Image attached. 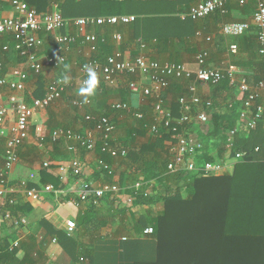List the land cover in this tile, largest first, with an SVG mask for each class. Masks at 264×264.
Wrapping results in <instances>:
<instances>
[{
  "label": "crops",
  "instance_id": "crops-1",
  "mask_svg": "<svg viewBox=\"0 0 264 264\" xmlns=\"http://www.w3.org/2000/svg\"><path fill=\"white\" fill-rule=\"evenodd\" d=\"M12 1L0 0V19L15 16ZM185 1L184 5L175 7L176 14L146 16L145 19L151 21L146 25L144 22L137 23L135 21L128 26H101L86 29L85 33L95 34L101 43L92 58L96 59L94 56L98 55L106 62L108 57L121 49L126 59L131 60L139 54L145 53L151 60L158 61L163 66L167 64L184 66L191 74H196L203 68L220 71L225 75L224 80H227L229 85L220 86L223 81L218 84L220 87L218 85H204L191 78L186 82L185 92L177 86L171 89L173 92L169 93L170 90H166V93L164 92L167 96L166 101L170 102L172 99L177 101L182 93L184 95L180 97H186L191 101L194 95L189 91V88L197 86V95L204 102L211 101L214 106L209 113L211 123H213V118L221 117L220 120L216 121L217 131H222L224 124L227 123L229 126L230 123L234 122L233 109L237 110L240 118L231 132L249 134L250 131H256L257 128L249 130L246 126V121L251 116L250 112L243 106V95L239 89L240 81L246 80L250 87L260 95L256 104L264 107V91H258V84H254V79L262 73H260L259 65L262 60L255 33L251 31L240 37H225L222 34V28L227 23L251 22L257 8L256 0H250L244 8L239 7L235 1H231V10L226 16L223 15V18H220L217 15H212L198 21V29L189 38L185 33L176 31V21L172 22L167 20L168 18L161 19L172 17L183 20L182 15L205 0ZM168 9L170 10V8ZM136 20H138L137 17ZM81 34V31L74 27H69L62 32V35L65 36L77 37L76 44L64 52L59 51L53 35L43 36V44L36 51L39 58L46 60L48 57L57 58L59 54H63L66 57V63L60 68H46L42 72L44 74L41 79L31 73L26 59L19 57L14 52L15 41H12V35L0 36V58L3 56L2 47L9 46L8 40L14 45L10 46L11 53L6 54L5 58L3 57L2 77H6L9 81L14 80L15 77L12 76V72L15 70H22L29 74L23 92L14 91L8 87H0V91H4L3 93L0 92V104L4 103L3 105L9 106L10 99L16 97L18 101L32 105L35 100L43 99L46 96L48 87L55 81L65 77L68 79V86L62 97L53 102L46 110L38 112L31 120L29 138L19 148V161L9 175H6V151L8 142L13 137L11 130L16 123V114L11 111L5 123L0 126V190L5 192V195L0 197V238L9 234L11 236V249L20 248L24 244L34 253L36 264H134L136 260L137 264H149L155 257V242L146 234L138 236L135 235L134 231L131 234L124 233L127 232L125 226L129 227L128 224L134 222L133 213L140 212L141 208L134 209L132 214L129 212L127 218L123 216L119 217L120 219L111 220L107 216L110 212L118 213L120 210L123 211L132 207L138 194L136 195L132 190H126L127 181L123 184L125 186H122L121 177L114 173V169H112L113 174L111 175L113 176L112 183L108 182L106 174L99 165L100 160H98L99 148L102 153V134L95 131V123L86 121V116L93 115L96 118H102L107 114L111 116L114 114L112 118L116 125L114 140L118 142L129 135L130 129L135 123L134 118H131L134 111L137 114L141 112V114L146 113L151 114L153 118L156 117L154 111L156 99L155 101H148L142 93H133L129 87L132 82L147 86L149 80L128 75L118 78L110 84L97 74L98 87L95 94L90 97L80 95L79 89L83 87L82 84L87 79V75L82 74L81 68L88 63L90 57L89 47L84 44ZM118 34L123 38L121 45L114 40L115 35ZM180 36L185 37L181 38ZM145 37L148 38L146 40L149 42L143 50L140 49V42L145 40ZM183 38L185 41L182 42L180 39ZM232 45L238 47L237 54L231 53ZM53 54L54 56H52ZM201 56L205 58L204 65H200L198 62V58ZM67 62L70 64L66 65ZM230 66H235L238 69L235 76L237 81L234 85L227 77ZM4 93L9 96L5 98ZM134 94L138 96L137 99ZM85 99L92 101L90 107L79 109L74 105L76 101L83 102ZM120 103L128 104L131 111L120 114L113 113L111 110L113 106ZM196 113L197 109L192 114L195 115ZM261 121H263L264 127V114ZM39 131L45 140L43 144L37 137ZM208 131H210V127ZM228 131L230 129L226 132ZM56 132H71L75 138L69 139L66 136H61L57 141H54ZM231 132L229 140L232 141L236 134L231 137ZM90 133L95 139V149L92 151L78 141L79 136L86 138ZM256 133L259 132L256 131ZM229 140L227 148H229ZM215 141L218 143L220 140L215 139ZM260 151L259 148L256 149L257 153ZM216 153L217 151H214L212 154L215 155ZM243 154L246 157L248 153L243 152ZM112 159L114 161L120 160ZM217 163L222 167V172L217 177L229 176L234 179L237 185H241L234 195L235 201L241 202L243 207L251 206L255 199L257 205L262 206L261 210L264 214V152L246 160L245 158L240 160L228 158L227 152L226 158L218 160ZM46 164L49 165L48 168L45 166ZM255 166L256 170L254 169ZM61 167L69 168V176L65 182L61 180ZM79 169L82 170L81 173H77ZM47 177L58 180L59 187L56 188L48 180L46 182L45 178ZM105 184L117 185L123 189L118 196H111L114 203L103 200H91L87 203L76 201L80 186L100 187ZM49 185L55 188L54 193L44 194L41 200H36L28 195L31 190L43 191ZM140 194L152 195L145 189ZM91 202H93V206H91ZM27 204L31 207L24 208L17 216L13 215L9 209L7 210V207L13 206L15 209H19ZM92 207L98 212L100 211L101 215H94ZM161 209L160 205H156L153 211L156 213ZM248 215L252 216V214ZM255 220L249 218L245 222L249 226L256 227L253 224ZM68 221H74L77 225L73 233L67 231ZM132 227L130 226V228ZM52 232L64 233L68 236L66 238L72 239V242L71 240L69 242L64 241L65 244H61L60 241H57L59 238L55 239L56 236H53ZM132 235L136 239H141L137 251L130 248L129 240ZM71 245L75 246L71 247ZM24 255L25 251H21L18 256L22 258Z\"/></svg>",
  "mask_w": 264,
  "mask_h": 264
},
{
  "label": "trees",
  "instance_id": "trees-1",
  "mask_svg": "<svg viewBox=\"0 0 264 264\" xmlns=\"http://www.w3.org/2000/svg\"><path fill=\"white\" fill-rule=\"evenodd\" d=\"M27 3L39 14H50L53 12L54 6L58 5L64 18L68 20L133 15L138 18L136 20L137 23L144 22L146 25V23L151 22L145 19L146 16L176 14L177 6L184 5L186 1L27 0ZM227 10L229 13L231 10L230 4ZM215 15L220 18L223 16L220 12L213 16ZM161 19L176 21L177 27L174 25L176 31L185 33L187 38L191 37L193 32L198 29V22L190 19L181 20L179 18L181 21L172 17H163ZM146 39L148 38L145 37V40L140 42V49L142 45L148 46L147 42L149 41ZM180 40L182 42L185 41L184 38ZM8 42L9 46H14L10 40ZM98 43L99 47L101 43L100 41ZM2 49L1 53L3 56H1L0 61L4 62L6 54L3 53ZM94 57L103 63L105 62L98 55ZM69 64L67 62L66 65ZM259 65L260 73H262L254 79V84H258L264 78V63L260 61ZM31 73L40 79L44 74H35L32 71ZM186 82L177 78L172 79L167 91L170 90V93L171 89L177 86L185 92ZM224 85H229L227 80H223L220 84V86ZM165 93L163 94L165 108L172 113L175 119H180L182 108L179 102L182 98L180 96L184 95V93L179 95L177 101L172 99L170 102L166 101L167 96ZM145 98L148 101H155L153 97ZM111 110L116 114L126 112ZM203 110L208 113L211 112V109H207L204 105L197 108V112ZM236 111V109L232 110L235 117L234 122L230 123L229 126L227 123L224 124L222 131L216 130V121L221 118L219 117L217 119L213 118V123L210 122L208 125L210 131H206V128L201 125L191 124L183 127L174 123L168 130L160 128L158 133L151 131L157 124L156 119L151 114L144 113L142 114V119H137L135 116L137 113L132 111L131 118H134L135 123L130 129L129 135L124 140L113 142L114 146L127 149L128 156L114 161L109 155L101 153L100 148L98 149V160H104L115 170L114 173L120 175L122 186H125L123 184L129 179L136 178L146 182L143 184L154 181L161 186L162 193L157 192L148 196L138 194L132 207L123 211L120 210L118 213L110 212L107 215L109 219L113 220L116 218L120 219L119 217L123 216L127 218L129 216L128 213L132 214L134 209L141 208L143 210L142 212L139 210L140 212L133 213L134 222L128 224L129 227L124 225L127 230L124 233L131 234L134 231L135 235L140 236L144 235L148 228L154 230V233L148 235V237L155 242L156 253L154 260L149 264H264V214L261 210L262 206L257 205V200L254 199L251 206L242 207V203L235 201L236 198H234L237 188L241 185H237L234 179L229 176L204 177L201 176L202 172H168L172 155L169 153L167 144L171 141H177L176 137L182 134L195 137L203 144L202 153L196 159L200 167L225 159L227 152L228 158H236L240 152H246L249 157H247V154L244 157L245 160L262 154L264 152L263 121H260L257 127L256 131L259 133H256V131H254L255 133L250 131L249 134L238 133L233 137L232 149L231 147L227 148L230 132L236 127L240 118L239 113ZM113 116L107 114L104 117L112 119ZM228 129L230 131L226 132ZM215 139L220 141L217 143ZM257 148L261 150L258 153L256 152ZM214 151H217L215 155L212 154ZM254 169L256 170V166ZM102 171L106 174L108 182L112 183L113 176L108 171L103 170V168ZM47 180L54 184L56 188L60 185L59 181L52 177L49 179L48 177L45 178L46 182ZM102 200L114 203L111 196ZM91 204L93 206V202ZM156 205H160L162 209L155 213L153 208ZM21 207L15 209L11 206L7 207V210L9 209L13 215L17 216L24 208L27 209L31 206L27 204ZM92 208L94 215H101L100 211L98 212L94 207ZM248 214H252V216L250 217ZM249 218L256 219L255 223H253L256 227L247 225L245 221ZM130 226L133 227L130 228ZM239 230L241 231L239 232ZM52 233L53 236H56L55 239L59 238L57 241H60L61 244H65L64 241L69 242L71 240L72 242V239L66 238L68 236L64 233ZM133 235L129 240L130 248L137 251L141 239H136ZM10 237L9 234H6V236L0 238V264H36L34 253L24 244L20 248L11 249ZM21 251H25V255L22 258L18 256ZM134 264H137V260Z\"/></svg>",
  "mask_w": 264,
  "mask_h": 264
},
{
  "label": "built area",
  "instance_id": "built-area-1",
  "mask_svg": "<svg viewBox=\"0 0 264 264\" xmlns=\"http://www.w3.org/2000/svg\"><path fill=\"white\" fill-rule=\"evenodd\" d=\"M114 2H124L127 0H113ZM144 1V0H143ZM231 1H235L239 7L244 8L248 5L250 0H205L197 6L190 9V11L182 15V19H190L194 22L206 19L216 13L225 15L228 13V6ZM257 8L253 15L251 22H237L227 23L222 28V34L225 37H240L253 31L259 46V55L264 63V0H256ZM12 8L15 11V16L11 18L0 19V36L12 35L15 46L14 52L19 57L26 59L29 69L35 74L42 73L46 68H60L66 63V57L59 54L57 58L48 57L46 60H41L37 55V49L43 44V36L53 35L55 37L58 49L61 52L68 51L70 46L77 42V37L73 35H62L63 30L69 27H74L81 31V38L84 44L89 47V61L85 65L94 67L98 75H100L106 83H114L115 80L124 76H133L147 78L149 84L142 86L141 83L132 82L130 90L133 93H142L145 97H153L156 99L154 111L156 114L157 124L151 129L152 132L158 133L160 128L165 130L170 129L174 123L186 127L187 125L196 124L201 125L209 130L211 122L210 114L205 110L195 113V109L199 107H206L212 109L213 104L211 101L204 102L197 95V86H192L189 91L194 95L193 99L189 101L186 97L180 99L182 108V116L180 119H175L170 111L164 106L163 94L169 88L172 79H181L189 81L194 78L196 82L204 85H218L220 84L225 75L220 71H213L211 69H200L193 77L189 70L184 66L167 64L163 66L158 61H153L145 53L139 54L134 59H126L123 51L118 49L112 56L108 57L105 63L93 59L92 55L97 52L99 38L95 34L85 33L88 28H95L101 26H128L136 21L133 16H109V17H88L78 18L76 20L65 19L58 5L54 6L53 12L50 14H39L32 8L27 0H13ZM114 40L121 45L123 38L121 35H115ZM210 40V39H209ZM141 48L144 50L145 46ZM231 53L237 54L238 47L231 46ZM3 53L9 54L12 49L10 46L3 47ZM200 65H204L205 58L201 56L198 58ZM85 65L81 68L82 74L87 75ZM4 70V63L0 61V87H8L11 90L23 92L25 90V82L29 74L25 71L15 70L12 72L14 80L9 81L6 77H2ZM237 67L230 66L227 71V77L231 84L236 83ZM85 81V80H84ZM68 83L64 79H58L48 87V92L43 99H37L32 105L18 101L16 97L10 99V105L0 104V126H2L9 113L13 111L16 114V123L11 130L13 134L12 139L8 142L6 151V171L9 175L12 169L19 161L18 151L19 148L28 140L29 131L31 127V120L40 111L46 110L53 102L60 99L66 91ZM84 86V82L82 84ZM240 91L243 95V106L250 112V118L246 121V126L249 130L257 128L264 114V107L256 104L260 95L255 92L249 83L242 79L240 81ZM258 91H264V78L257 85ZM91 102L76 101L74 105L79 109H84L91 106ZM113 109L116 111L130 112L131 107L126 103L115 104ZM202 110V109H201ZM137 119H142L143 115L138 113L135 115ZM86 121L95 123V131L102 134V153L109 155L114 159H124L128 156V150L114 146V135L116 133V125L113 120L108 117L96 118L93 115H87ZM37 135L40 143L43 144L44 138L41 131ZM4 134V132H2ZM236 134V131L231 132V137ZM61 136H66L69 139H74L75 136L71 132H56L54 134V141H57ZM177 141L169 143V153L172 155L171 163L168 166L169 173H196L202 172L201 176L204 177H217L222 172V167L216 162L213 164H206L202 167L198 166L197 157L202 153L203 144L195 137L180 135L176 137ZM78 141L85 146L88 150L95 149V139L90 133L86 138L78 137ZM232 147V141L229 140V148ZM244 154L239 153L236 157L237 160L243 159ZM99 165L109 174H113V170L104 160L99 161ZM47 168L48 164L45 165ZM61 180L65 182L69 176V168L61 167ZM79 169L77 173H81ZM143 183L132 187L134 190L140 191L143 188ZM137 188V189H135ZM122 188L113 184H105L100 187L80 186L77 192V202L87 203L88 201H101L105 197L117 195L122 192ZM55 188L52 185L45 187L43 191L31 190L28 195L36 200H41L44 194L54 193ZM138 193H136L137 195ZM5 195L4 190H0V197ZM78 204V203H77ZM67 231L73 233L77 225L74 221H68ZM154 233L152 228L145 231L146 235ZM56 242V241H54Z\"/></svg>",
  "mask_w": 264,
  "mask_h": 264
},
{
  "label": "clouds",
  "instance_id": "clouds-1",
  "mask_svg": "<svg viewBox=\"0 0 264 264\" xmlns=\"http://www.w3.org/2000/svg\"><path fill=\"white\" fill-rule=\"evenodd\" d=\"M85 70L87 72V79L84 81V86L79 89V93L84 97H90L95 94L98 87V75L92 66L85 65ZM64 80L65 83L68 82L67 77ZM85 102H87V99H85Z\"/></svg>",
  "mask_w": 264,
  "mask_h": 264
},
{
  "label": "rangeland",
  "instance_id": "rangeland-1",
  "mask_svg": "<svg viewBox=\"0 0 264 264\" xmlns=\"http://www.w3.org/2000/svg\"><path fill=\"white\" fill-rule=\"evenodd\" d=\"M1 93H3L4 91H0ZM4 96H5V98H7L9 95H7L6 93H4L3 94ZM135 95V98L137 99L138 98V96L136 95V94H134ZM4 104V103H3ZM168 147H169V145H168ZM137 182H141V183H146V182H144L143 180H139V178H136V179H129L127 182H126V186H125V188H126V190H129V191H131L132 190V187H135L136 185H139V183L138 184H134V183H137ZM128 184H130V185H128ZM143 186V188L142 187H140V191H137V190H134L135 191V193H140L141 191H143L144 189L148 192V193H150V194H155V193H157V192H161L162 193V189H161V186L158 184V183H156V182H148L147 184H143L142 185ZM135 189H137V188H135ZM134 200V199H133Z\"/></svg>",
  "mask_w": 264,
  "mask_h": 264
}]
</instances>
